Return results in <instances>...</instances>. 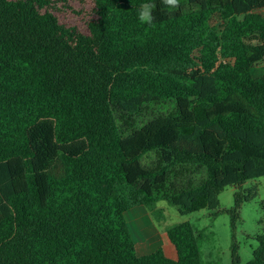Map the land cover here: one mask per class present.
<instances>
[{
	"label": "trees",
	"instance_id": "trees-1",
	"mask_svg": "<svg viewBox=\"0 0 264 264\" xmlns=\"http://www.w3.org/2000/svg\"><path fill=\"white\" fill-rule=\"evenodd\" d=\"M261 62L264 0H0V264H139L125 216L160 201L227 214L239 264V209L257 195L243 185L264 178ZM165 101L173 115L123 136L116 111ZM187 172L202 177L177 187ZM166 237L176 258L156 264H201L203 231ZM256 240L247 264H264Z\"/></svg>",
	"mask_w": 264,
	"mask_h": 264
},
{
	"label": "rangeland",
	"instance_id": "rangeland-1",
	"mask_svg": "<svg viewBox=\"0 0 264 264\" xmlns=\"http://www.w3.org/2000/svg\"><path fill=\"white\" fill-rule=\"evenodd\" d=\"M252 44L256 42L250 40ZM264 68V62L257 66V70ZM176 111L174 101H165L146 105L135 116L116 111L115 116L123 136L144 126L151 120L173 115ZM145 169H156L159 166L156 151L146 153L141 159ZM202 177L200 172H187L183 176L176 175L173 182L177 187L195 184ZM257 188L256 197L250 202L243 203L239 209V219L235 225L234 241L238 245L239 264H247L252 258V251L258 247L256 238L264 234V178L249 180L243 189ZM237 190L226 187L219 194L218 201L221 210L233 207V195ZM147 213L149 221L143 220L140 215ZM215 211L200 210L188 215H180L175 206L165 202H158L151 210L135 208L129 211L125 218L137 256L152 255L157 248L165 246L168 240L166 230L174 225L188 222L198 231H203V239L199 243L201 264H232L231 244L232 231L230 218L222 213L214 215ZM147 219V218H145ZM133 221L136 223H133ZM148 223V224H147ZM147 238V239H146ZM145 242V243H144Z\"/></svg>",
	"mask_w": 264,
	"mask_h": 264
},
{
	"label": "crops",
	"instance_id": "crops-1",
	"mask_svg": "<svg viewBox=\"0 0 264 264\" xmlns=\"http://www.w3.org/2000/svg\"><path fill=\"white\" fill-rule=\"evenodd\" d=\"M131 211V210H130ZM140 217L143 220H147V222L149 221V218L147 216V213H143L140 215ZM147 218V219H145ZM133 223H135L133 221ZM137 223V222H136ZM135 223V224H136ZM148 224V223H147ZM166 236V233H165ZM167 238V237H166ZM147 239V238H146ZM168 240V239H167ZM138 243V242H135ZM145 243V242H144ZM137 245V244H135ZM164 250H162L161 246L160 248H157L156 253H152V255H141L138 256V262L139 264H156L162 260L165 259H170V260H174L176 258V252L174 247L170 244V242L168 241V243H166V245L163 247ZM164 251V252H163ZM157 252H160L158 257L154 258V256L157 254Z\"/></svg>",
	"mask_w": 264,
	"mask_h": 264
},
{
	"label": "clouds",
	"instance_id": "clouds-1",
	"mask_svg": "<svg viewBox=\"0 0 264 264\" xmlns=\"http://www.w3.org/2000/svg\"><path fill=\"white\" fill-rule=\"evenodd\" d=\"M161 3L171 9L180 8V0H161ZM156 5L152 2L142 3L137 10V19L141 24H153L155 17L153 15Z\"/></svg>",
	"mask_w": 264,
	"mask_h": 264
}]
</instances>
